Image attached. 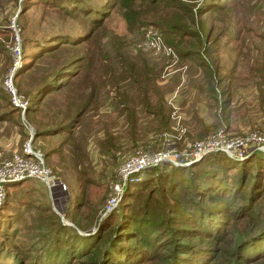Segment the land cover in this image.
Wrapping results in <instances>:
<instances>
[{"label":"trees","instance_id":"obj_1","mask_svg":"<svg viewBox=\"0 0 264 264\" xmlns=\"http://www.w3.org/2000/svg\"><path fill=\"white\" fill-rule=\"evenodd\" d=\"M221 1L224 0H200L194 12L190 6L182 5L177 0H117L118 4L115 3V6L124 12V18L129 23L148 25L160 30L165 36V39H160L162 44L175 53L179 60L183 59L182 62L197 58L202 76L195 83V88L206 100L211 99V107H215L217 115L224 112L223 119L227 121L225 117L229 111V100L223 96L228 94L229 86L232 88L234 79L231 73L237 60L233 61L231 68H226L218 66L213 55L217 54L219 42L225 33L224 37L230 45V56L237 58L243 49L244 38L239 29L241 21H237L242 19L241 15L237 10L234 11L235 7L240 6L241 0H229L232 2L229 5L225 3L228 0L224 3ZM31 2L33 1L22 0L21 6ZM40 2L46 8L63 10L71 16L74 13L69 7H64V3L69 6L71 2L75 5L82 4L81 0ZM79 10L91 18L92 23H99L96 11L89 14L84 13L82 8ZM168 11H172V14ZM99 14L103 12L99 11ZM204 15L209 17V22L200 20ZM192 25H196L197 29H190L189 26ZM0 33L5 37L12 35L8 28L0 27ZM85 33L84 37L71 41V54L64 57L52 77L47 76L42 82L33 84L37 88L34 94L17 83V91L32 95L31 101L35 106L48 92L65 91L71 97L68 108L77 109L66 122L47 121L44 128H40L38 122H33V138H50L63 134L54 148L43 151L44 159L52 153L62 151L71 129L83 121V113L91 102L90 97L98 96L109 85L114 89L110 87L119 106L117 114L134 124L135 109L129 106L133 102L127 101L128 98L122 97L118 92V82L125 78L137 83L142 93L139 98L141 105H138L143 112L155 119L153 129L160 132L168 128L170 109L158 94L155 83L157 74L139 56L121 60L118 74L112 65L103 64L102 48L99 49L98 45L91 42L88 32ZM166 35L176 39L172 41ZM50 39H56V42L61 40L58 35L46 39L48 47L38 53H34L36 46L32 45L28 56L37 59L61 48V45L50 43ZM82 45L86 47L80 48ZM255 64L256 70L263 73L260 77L264 79V59L257 60ZM28 66L30 65H26L23 70ZM220 69L223 70L222 73H219ZM20 73L17 72L15 76H20ZM79 75L81 79L77 80ZM74 84L77 87L74 86L73 89ZM153 94L156 98L152 99ZM3 99H6L7 110H0V118L15 114L20 121L19 110L10 105L0 88V100ZM31 101L29 100L26 110L28 113L35 111ZM31 120L32 117L29 121ZM105 143L106 140L103 144ZM73 149L77 150L78 146H73ZM100 149L103 152L109 149L116 151L117 146L102 145ZM69 155L65 166L70 164L72 169L78 170L75 182L87 187L94 185L93 177L85 168L88 165L83 164L81 169L78 168V163L85 156ZM213 155L188 166L146 172L149 177L127 186L117 206L100 218L94 230L84 229L86 227L79 226L74 219L68 221L75 227L64 224L52 210L47 189L39 180L27 178L7 183L6 186L12 193L8 195L0 211V250H6L0 255V264L264 263V224L253 235L248 234L251 230L245 231L247 221L262 219L259 210L264 205V188L260 186L264 178V158L257 157L254 153L241 160L224 154ZM59 160L62 161L63 158L60 156ZM62 162L55 165L63 164ZM50 169L56 170L55 167ZM28 181L33 182V186L27 185ZM138 184L141 185L134 192V187ZM15 192H20V195L13 206L11 201L13 202L12 194ZM81 192L84 191L79 190V194ZM71 197L68 207L73 204L71 211L75 212L82 200L75 201L73 195ZM100 197L84 201L92 221L97 215L96 201H100ZM21 205L32 212L25 226L33 231L28 234L33 240L27 244L16 238L19 225L25 222L19 207ZM26 237L24 239L27 241Z\"/></svg>","mask_w":264,"mask_h":264},{"label":"rangeland","instance_id":"obj_2","mask_svg":"<svg viewBox=\"0 0 264 264\" xmlns=\"http://www.w3.org/2000/svg\"><path fill=\"white\" fill-rule=\"evenodd\" d=\"M21 1L0 0V27L8 28L10 20L14 18L19 29L21 59L20 65L14 73L13 82L16 89H18V83L23 86L24 90L28 88V91L30 90L31 94H34L37 88L33 84L42 82L47 76L52 77L64 61V57L71 54V41L84 37L85 32H88L87 36L91 42L98 45L99 49L102 48L103 64L112 65L119 74L118 67H121V60H130L131 57L139 56V59L145 62V65L153 73L157 74L155 83L162 101H166L168 96L173 95L175 92V102L173 104L176 106L179 118L177 124L185 129L180 135L183 134L182 137L186 142L199 140L215 129L222 127L228 121H230L229 131L234 132L233 134H242L264 123V79L260 77L263 73L256 70L255 64L257 60L264 59V0H241L240 6L238 8L235 7L234 11L237 10L242 18L237 19V21H241L239 29L244 38L243 49L239 56L235 59L231 58L230 45L227 43L228 39L224 37L225 33L219 42L220 47L217 54L213 55L214 62L218 63V66H226V68H231L233 61L237 60V64L231 73L234 79L232 88L229 86L228 94L223 96L224 99L228 98L229 100L228 117H225L227 121L223 119L224 112L222 111L221 115H217L215 107H211V99L207 98L206 100L204 95L197 92L195 88V83L202 76V68L197 65V58L186 59L182 62L183 59L179 60L175 53V59L173 60L171 56H165L163 53L158 55L151 54V56L147 52L142 51L138 45L142 42L145 34H155L160 39H165V36L160 30L151 26L129 23L124 18V12L115 6L117 0H81L82 4L75 5L71 2V6L64 3V7H69L71 12L74 13L73 16L63 10L46 8L40 0H32L33 2L23 6H21ZM177 1L182 5L190 6L192 12L195 11L200 2V0ZM225 1H221V3ZM225 3L229 5L232 2L228 0ZM192 6L194 7L192 8ZM81 8L84 13L92 14L93 11H96L95 16L99 19V23H92L90 21L91 18L81 13L79 10ZM99 11L103 12V14H99ZM168 12L170 15L172 14V11ZM200 20H204L206 23L210 21L209 17L205 15ZM189 27L192 30L197 29L196 25ZM56 35L61 40L56 42V39H50L49 42L57 46L61 45V48L56 49L54 53L43 55L37 59H33L31 55L28 56L32 45L36 46L34 53H38L48 47L49 43L46 39L49 40V38ZM167 36L172 41L176 39L169 35ZM10 43L11 37H5L0 33V88L2 87L3 77L10 65L8 48ZM47 43L48 45L46 46ZM85 47V45L80 46V48ZM179 61L182 63L178 64L180 63ZM253 64H255V67H253ZM26 65L30 66L23 70ZM17 72H22V74L15 76ZM77 72L79 74L80 68ZM222 72L223 70L220 69L219 73ZM80 79L81 76L77 78V80ZM136 84L135 81L128 78L118 82V92L121 93L122 97H127V101L133 102L129 106H133L135 109L134 124H131L123 115L117 114L119 106H117L115 98H113L114 89L109 85V87L107 86L98 93V96L92 95L90 97L91 102L83 113V121L80 124H75L71 129V134L68 135V142L63 145L62 151L55 154L52 153L44 159L50 168L53 169L55 167L56 170H53L54 172L52 171V173L63 183L67 190L65 193L67 201L62 204L61 208L59 207L61 209L60 214L53 210L52 200L48 196L52 210L65 223H69L68 220L74 219L79 226H85L86 228L84 229L92 230L95 227L96 216L93 221L90 219L91 215L87 214L84 201L86 199L93 200L95 197L99 198L101 196L100 201H96V204H98L96 209L97 211L99 210L105 198L108 181L113 178L115 169L124 157L129 154L140 153L148 146H151L150 148L152 149H166L167 144L178 147L182 145L181 139H177L179 135L170 128V125H174V122H176L177 114L171 118L169 113L167 129L160 132L153 129L155 119L142 111L141 103L139 102L142 93ZM72 86L73 89L74 86L75 88L77 87L76 84ZM18 92L28 100L29 106V100H32V95H25L21 90H18ZM154 97L155 95L153 94L152 99ZM68 100H71V97L65 91H52L43 96L40 103H37L36 106L31 101V106H34L33 110L35 111L28 113L26 109L23 114L24 120L20 116L19 121L15 114L11 115L12 117L3 115L1 117L3 119L0 118V161L8 158L14 150L19 149V146L28 137L29 131L32 133L33 144L38 146L42 153L47 151V148H54L59 138L63 137V134L50 138L35 136L33 138L35 127L33 122H38L40 128H44L47 121L53 123L58 121L66 122L77 110L68 108ZM5 103L6 99L0 100V110H7ZM165 105L169 108L167 102H165ZM31 117L32 120L29 121ZM19 122L21 125H19ZM186 134H188V137ZM104 140H106L105 144H103ZM75 145L78 146L77 150L73 149ZM102 145L117 146V150L110 151L109 149L103 152L100 149ZM127 146H133L134 149L126 150ZM111 153L112 155H110ZM69 154L85 156L78 163V168L81 169L83 164L88 165L85 168L93 177L94 185L87 187V185L83 186L75 182L78 170L72 169L70 164L65 166L69 160ZM254 155L264 158V154L259 152H254ZM60 156L63 158V162L59 160ZM57 162H62L64 165H55ZM147 173L143 174V179L149 177ZM27 185L33 186V182L28 181ZM140 185H135L134 192L138 190ZM260 186L264 188V178ZM79 190L84 192L79 194ZM11 193V189L6 186L5 197L0 204V211ZM19 195L20 192L12 194L13 202L11 201V203L13 206L16 205ZM72 195L75 201L82 200L75 212L71 211L73 204L68 207ZM125 201H127L126 196ZM19 207L22 209L25 222L19 225L16 238L23 240L27 244L33 240L28 235L33 231L25 226L32 212L24 209L23 205ZM67 208L69 209L67 210ZM259 216L262 218L259 221H247L245 231L251 230L248 234L251 233L253 235L255 230L264 224V205L259 210ZM71 225L69 226L75 227L73 223ZM25 237L27 241L24 239ZM1 242L3 243L4 241L2 240ZM5 251V249L0 250V255H3ZM257 264L264 263L257 262Z\"/></svg>","mask_w":264,"mask_h":264},{"label":"built area","instance_id":"obj_3","mask_svg":"<svg viewBox=\"0 0 264 264\" xmlns=\"http://www.w3.org/2000/svg\"><path fill=\"white\" fill-rule=\"evenodd\" d=\"M8 29L12 34L8 47L10 65L3 77L1 88L10 105L19 110L23 119V114L28 107V100L19 94L13 82L15 70L20 65L21 59L19 29L14 18L10 20ZM138 47L150 55L163 53L165 56L175 59V55L162 44L160 38L155 34H145ZM165 102L169 105L170 117L173 118L177 114L176 106L173 104L175 92L168 96ZM176 118V122L174 125H170V128L179 135L177 139H181L182 145L178 147L167 144L166 149H152L151 146H148L140 153L124 157L115 169L113 178L108 181L104 201L97 211L95 227L103 215L117 206L125 188L140 182L143 179V174L147 171H167L173 167L188 166L204 156L214 153L224 154L238 160L246 158L254 152L264 154V123L242 134H230L224 128L219 127L199 140L186 142L182 137L183 134L180 135L185 129L177 124L178 114ZM27 178L37 179L46 187L48 196L52 200L53 210L60 214L62 204L67 201L65 195L67 190L52 173L50 167L45 164L43 153L32 142L31 131L18 150H14L8 158L0 161V204L5 197L7 183Z\"/></svg>","mask_w":264,"mask_h":264},{"label":"crops","instance_id":"obj_4","mask_svg":"<svg viewBox=\"0 0 264 264\" xmlns=\"http://www.w3.org/2000/svg\"><path fill=\"white\" fill-rule=\"evenodd\" d=\"M163 102H164V105H165V101L163 100ZM166 106V105H165ZM227 123V124H226ZM229 123H230V121H228V122H225L224 123V125H222V128H224L225 130H226V132H228V133H230V134H233L234 132H232V131H229ZM133 150L134 149V147L133 146H127L126 147V150ZM68 224H70L71 225V223L69 222Z\"/></svg>","mask_w":264,"mask_h":264},{"label":"water","instance_id":"obj_5","mask_svg":"<svg viewBox=\"0 0 264 264\" xmlns=\"http://www.w3.org/2000/svg\"><path fill=\"white\" fill-rule=\"evenodd\" d=\"M64 224H68V223H65V222H63ZM70 225V224H69ZM72 226V225H71Z\"/></svg>","mask_w":264,"mask_h":264}]
</instances>
